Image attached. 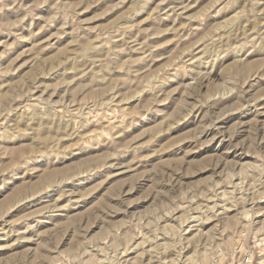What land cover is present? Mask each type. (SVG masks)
Here are the masks:
<instances>
[{
    "label": "rangeland",
    "instance_id": "rangeland-1",
    "mask_svg": "<svg viewBox=\"0 0 264 264\" xmlns=\"http://www.w3.org/2000/svg\"><path fill=\"white\" fill-rule=\"evenodd\" d=\"M0 264H264V0H0Z\"/></svg>",
    "mask_w": 264,
    "mask_h": 264
}]
</instances>
